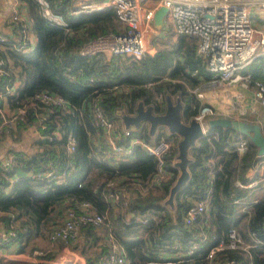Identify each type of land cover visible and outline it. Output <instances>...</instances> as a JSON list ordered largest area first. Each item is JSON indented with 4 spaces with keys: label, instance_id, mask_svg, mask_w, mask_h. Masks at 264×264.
Returning a JSON list of instances; mask_svg holds the SVG:
<instances>
[{
    "label": "trees",
    "instance_id": "1",
    "mask_svg": "<svg viewBox=\"0 0 264 264\" xmlns=\"http://www.w3.org/2000/svg\"><path fill=\"white\" fill-rule=\"evenodd\" d=\"M45 1L53 14L64 19L65 25L46 20L38 1L17 0L29 23L27 31L33 35L31 47L16 50L19 25L10 27L11 36L0 31L6 38L0 49V68L4 72L0 77V93L4 85L18 80L17 86L5 97L7 113H0V121L2 114L15 124L13 128L2 125L0 142L7 138L19 142L22 133L32 129L31 151L26 153L8 147L3 157L8 156L9 161L4 167L0 165V226L4 234L8 229L14 231V236L7 241L0 237V246L7 249L13 245L16 252L30 250L31 238L45 236L66 208L87 201L104 215V221L98 226L80 227L75 247L83 253L86 263H96L104 254L100 239L107 231L121 246L127 264H144L162 251L175 252L176 244H187L201 224L214 236L209 243L233 227L242 240L250 244L246 253L225 249L221 256L243 260L248 255L252 264H264V195L255 198L253 188L246 186L258 175L255 171L247 173L256 158V148L244 135L229 127H207L188 149L189 176L173 195L172 205L164 201L178 174L174 166L177 134L158 126L150 135L144 123H140L117 137L116 143L130 145L129 152L118 159L102 161L93 147L96 131L89 108L94 97L103 113L116 122L122 114H133L139 101L143 106L150 105L152 113H162L166 95L180 100L183 121H188L198 107L206 103L200 102L190 90L199 83L194 38L170 34L162 46L137 60L126 55L85 56L79 53V48L86 40L119 30L113 8L106 6L90 13L69 14L67 9L73 0ZM246 72L252 80L264 83V55L253 57ZM39 90L61 96L71 110L64 112L57 107L43 106L33 98ZM2 103L0 101V107ZM20 106L24 107V117L16 113ZM40 121L46 123L48 130L58 125L61 137L47 140L37 136L36 125ZM45 132L46 129L41 130ZM66 132L71 133L75 141L71 153L62 145ZM160 134L169 140L162 165L165 177L152 182L155 159L140 144L130 140L137 137L153 143ZM239 137L246 138V148L238 155L235 147ZM50 166L64 170L63 177L46 179L27 175V172H42ZM110 180L122 192L115 206L103 198ZM262 183L264 180H259L256 187ZM233 199L240 201L233 202ZM195 201H202L203 211L192 224L185 225L184 211ZM135 216L143 222L134 220ZM57 244L61 245L59 241ZM87 246L89 252L84 250ZM53 257L52 251L45 250L41 260L17 263L0 258V264H58L47 262ZM175 264H203V260Z\"/></svg>",
    "mask_w": 264,
    "mask_h": 264
},
{
    "label": "built area",
    "instance_id": "2",
    "mask_svg": "<svg viewBox=\"0 0 264 264\" xmlns=\"http://www.w3.org/2000/svg\"><path fill=\"white\" fill-rule=\"evenodd\" d=\"M36 1L39 3L41 15L46 20L56 25H65L64 19L58 14H53L45 0ZM159 5L167 8L165 17L173 36L183 35L194 38V52L199 60V74L196 73L199 83L190 90L200 102H202L203 97L202 91L205 89L209 90L211 95L215 97L219 87L237 84L244 88L251 87L254 99L264 107V83L260 80H252L249 73L246 72L253 57L264 55V27L252 25L250 18V12L253 11L259 19L264 21V0H109L108 2L86 0L72 3L67 9L69 14L90 13L110 6L119 22V30L89 38L80 46L79 53L85 56L100 53L107 57L126 55L135 60L145 53H152L148 52L146 48L145 25L151 21L152 13ZM19 9L17 0H12L7 25L9 27L19 25L20 35L15 48L22 51L30 48L31 33L27 32L28 20L25 16L21 17ZM19 21L21 22L19 23ZM5 39V36L0 33V49ZM3 74L4 72L0 68V77ZM17 84L18 80L14 79L10 84L3 86L0 93V101L3 102L0 113H7L4 104L6 94L11 93ZM33 98L47 108L53 106L64 112L71 110V106L65 99L50 91L39 90L33 95ZM230 106L240 114L243 113V109L238 103V95H235L231 100ZM89 112L91 124L96 131L93 136V147L98 158L102 161L103 159L100 157L110 160L113 155L114 158L112 159H118L122 154L128 153L130 145H121L115 142L120 134H125L128 131L121 120L116 122L107 117L100 109L97 97L91 100ZM16 113L20 117H24V107L20 106ZM212 115H214L213 109L205 103L198 107L197 112L192 117L199 122L202 132L205 133L206 120ZM1 117L0 128L2 125L7 128L14 127L15 123L11 118H4L5 116L2 114ZM144 125L148 130L146 122ZM36 126L38 128L36 134L40 138L52 140L61 137V130L58 125L48 130L46 123L40 121ZM44 129L47 132L41 133V130ZM156 130L157 128L154 133ZM63 136V148L67 153H71L75 148L74 138L69 132ZM130 142L140 144L142 149L155 159V170L151 181L158 182L163 179L165 172L162 165L169 149V140L160 134L153 143L143 142L137 137H133ZM245 148L246 138L239 137L235 147L236 153L241 154ZM8 161V156L2 157L0 165L4 167ZM252 168L257 173L258 178L252 179L246 184L250 188L255 187L259 180H264V157L256 155ZM64 174V170H58L52 166L34 174L27 172V175L31 177L42 176L46 179H60ZM235 184H239V182L235 181ZM121 193V188H115L114 181L110 180L107 182L103 198L111 206H115L119 202ZM239 201V199H233V202ZM202 211V201H195L188 206L183 214L185 225L192 224ZM134 220L143 222V219L138 216H135ZM103 221V214L97 212L89 202L80 201L74 207H68L64 210L59 221L46 232L45 240L48 244H55L59 241L62 246H69L74 242L77 243L82 225L98 226ZM13 236L14 231L12 229H8L5 234L3 232L0 235L2 241H7ZM210 239H214V236L209 235L199 224L193 238L187 244L183 246L176 244L177 250L175 252L162 251L156 258L149 259L144 264H175L178 261L191 263L193 259H202L203 264H252L248 255L243 260L220 255L225 249H236L246 253L250 247V244L244 242L233 227H230L224 236L215 239L213 243H209ZM100 240L101 245L105 247V252L94 264H127L121 246L109 231L103 234ZM254 242L259 243V240H254ZM45 250L35 246L28 253L16 252L15 256L19 259L28 258L34 262L45 253ZM4 255V253L3 255L0 253V258Z\"/></svg>",
    "mask_w": 264,
    "mask_h": 264
},
{
    "label": "water",
    "instance_id": "3",
    "mask_svg": "<svg viewBox=\"0 0 264 264\" xmlns=\"http://www.w3.org/2000/svg\"><path fill=\"white\" fill-rule=\"evenodd\" d=\"M167 8L159 5L152 13L151 21L159 26ZM181 103L178 98L174 100L169 96H165V107L162 113L154 114L151 112V106H143L142 102H138L133 114H122L120 116L121 123L125 128L137 127L141 122L148 125V133L151 135L157 126L165 127L167 132L175 133L179 136L176 143V156L174 166L178 170L173 183L168 188V194L165 203L172 205L173 195L178 191L188 179L187 163L189 161L188 149L194 144L196 139L204 134L197 120L191 117L188 121H183L180 115ZM242 119L231 117H209L206 120L207 127L221 126L229 127L236 132L244 135L256 148V155L264 156V134L257 123L253 126L243 124ZM248 122V121H247ZM251 123V122H248ZM242 137V138H245Z\"/></svg>",
    "mask_w": 264,
    "mask_h": 264
},
{
    "label": "crops",
    "instance_id": "4",
    "mask_svg": "<svg viewBox=\"0 0 264 264\" xmlns=\"http://www.w3.org/2000/svg\"><path fill=\"white\" fill-rule=\"evenodd\" d=\"M80 1H86V0H73V4L74 3H78ZM109 0H101V2H108ZM11 6H12V0H0V31H5L8 36H11V30L10 27L7 25L8 23V18L10 15V10H11ZM20 6V4H19ZM20 15L21 17L25 16L24 13V9L22 7H20L19 9ZM162 20L164 21V26H166V24H168V31L170 32V25L165 17V15L163 16ZM30 40H31V44L33 43V35H30ZM31 47V45H30ZM221 91L222 94L219 92ZM203 97H202V101H206V103L211 106V108L214 111V115L212 117H231V118H238V119H242L251 123H257L260 128L262 133L264 134V107L259 105L257 103V101L254 99L253 94H252V88L251 87H241L237 84H229V85H225L223 87H219L216 90V95L215 97H213L210 93L209 90H203ZM222 95L224 96V98L227 100L228 104H229V108H224L221 98ZM235 95H238V103L240 105V107L243 109V113H239L235 110H233L230 106L231 104V100L234 98ZM224 103V102H223ZM207 128V126L204 127V131ZM32 129H29L26 133H22L21 136V140L19 142H14L12 140H10L9 138L4 139L0 142V159L4 156L6 148H12L15 150H22L27 152H30L32 149V144H31V140L30 137L32 135ZM178 136V135H177ZM179 138V136H178ZM101 159H103L104 161L109 160L108 158L105 157H100ZM111 158H114L113 155ZM116 160V158H115ZM254 170L251 167L248 170V174L253 173ZM257 187L255 186V188L253 187V190H255ZM261 194L257 193L256 195H254L255 198L259 197ZM3 233V229L0 226V235ZM99 242V240H98ZM49 247L48 250L52 251L55 255H57V252L55 250V248L53 247V244H48L47 245ZM61 249V248H60ZM0 253L3 255V253L5 254L2 259L4 261H12V262H17V263H28V262H33L30 259H27L25 261L23 260H19V258H16L15 253L16 251L14 250L13 245H9L8 248L3 251L2 248H0ZM54 260H47V262L50 263H58V264H67L66 262H62L61 258H57L56 256L53 257ZM8 259V260H7ZM23 259V258H22ZM78 259V258H77ZM37 260H41V259H37ZM79 260H82V263L77 262L76 264H89L86 263L84 260V257L82 255H80ZM73 264V263H72ZM94 264V263H93Z\"/></svg>",
    "mask_w": 264,
    "mask_h": 264
},
{
    "label": "rangeland",
    "instance_id": "5",
    "mask_svg": "<svg viewBox=\"0 0 264 264\" xmlns=\"http://www.w3.org/2000/svg\"><path fill=\"white\" fill-rule=\"evenodd\" d=\"M250 18H251V24L252 25L257 26V27H264V21L262 19H259L258 15H256L253 11L250 12ZM145 26H146V28H145L144 36H145V43H146V48H147L148 52H153V50L156 47L162 46L165 41H168V36L170 34L172 35V33L168 31V24H166V26H164L163 20L160 21L159 26H156L155 24H153L152 21H149L148 24ZM219 92L222 94L221 91H219ZM221 101L224 102V103L222 102L224 108L228 109L229 104L223 95H222ZM241 122L243 124L249 125L250 127L254 125L253 123H248L245 120H242ZM161 127H162L161 129H165V127H163V126H161ZM130 128H132V126H130ZM165 131H166V129H165ZM26 132L27 131H24L23 133H26ZM176 138H178V136H176ZM257 193L264 195V183H262L259 187H257L255 190H253V196L256 195ZM29 245H31L32 248L36 246V247L44 248L46 250L49 249V247L46 246L47 242L45 240L44 235H39L38 237L31 238V242ZM53 245H54L53 247L55 248V250L57 252L60 251L59 253H57V255L54 254V257L56 256L57 258H61L62 262H66L67 264H72V263L76 264L77 262L82 263V260H79V257L83 253H81V251L75 247V246H77L76 242L72 243L69 246H62V245H58L57 243H55ZM89 248H90L89 246L85 247L84 248L85 252H89L90 251ZM2 250L5 251L6 248L3 247ZM30 250H28V248H27L26 251H24V253H28ZM16 258H18V257H16ZM27 259L28 258H23V259L20 258L19 260L25 261ZM52 260H54V258Z\"/></svg>",
    "mask_w": 264,
    "mask_h": 264
},
{
    "label": "bare ground",
    "instance_id": "6",
    "mask_svg": "<svg viewBox=\"0 0 264 264\" xmlns=\"http://www.w3.org/2000/svg\"><path fill=\"white\" fill-rule=\"evenodd\" d=\"M157 127H158V126H157ZM157 127H156V128H157Z\"/></svg>",
    "mask_w": 264,
    "mask_h": 264
},
{
    "label": "clouds",
    "instance_id": "7",
    "mask_svg": "<svg viewBox=\"0 0 264 264\" xmlns=\"http://www.w3.org/2000/svg\"><path fill=\"white\" fill-rule=\"evenodd\" d=\"M210 117H212V116H210Z\"/></svg>",
    "mask_w": 264,
    "mask_h": 264
}]
</instances>
